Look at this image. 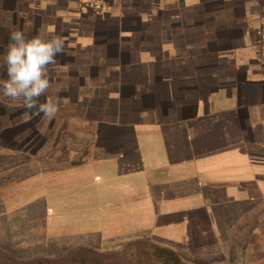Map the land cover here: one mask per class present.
Returning <instances> with one entry per match:
<instances>
[{
  "label": "crops",
  "instance_id": "1",
  "mask_svg": "<svg viewBox=\"0 0 264 264\" xmlns=\"http://www.w3.org/2000/svg\"><path fill=\"white\" fill-rule=\"evenodd\" d=\"M16 30L64 39L46 95L69 103L48 119L0 92L14 257L148 241L264 264V0H0V80Z\"/></svg>",
  "mask_w": 264,
  "mask_h": 264
},
{
  "label": "clouds",
  "instance_id": "2",
  "mask_svg": "<svg viewBox=\"0 0 264 264\" xmlns=\"http://www.w3.org/2000/svg\"><path fill=\"white\" fill-rule=\"evenodd\" d=\"M64 48L65 41L58 35L49 37L41 32L28 37L21 30L11 32L4 58L7 79L0 80V92L13 101H22L26 114L55 117L61 103L66 105L69 100L46 95L52 87L49 66L56 63ZM41 97L45 99L41 101Z\"/></svg>",
  "mask_w": 264,
  "mask_h": 264
},
{
  "label": "trees",
  "instance_id": "3",
  "mask_svg": "<svg viewBox=\"0 0 264 264\" xmlns=\"http://www.w3.org/2000/svg\"><path fill=\"white\" fill-rule=\"evenodd\" d=\"M130 253L115 257V260L127 259L125 264H184L180 258L170 249L155 245H140L131 243ZM144 249V250H140ZM91 256V257H88ZM70 254L59 259L36 258L27 260H15L14 257L0 250V264H116L104 262V258H100L96 254L90 255ZM113 261V260H111Z\"/></svg>",
  "mask_w": 264,
  "mask_h": 264
},
{
  "label": "rangeland",
  "instance_id": "4",
  "mask_svg": "<svg viewBox=\"0 0 264 264\" xmlns=\"http://www.w3.org/2000/svg\"><path fill=\"white\" fill-rule=\"evenodd\" d=\"M134 244H138L140 245V248H144L145 245H155L157 246L156 244H154L153 242H148V241H137V242H134ZM131 243H127V244H124L122 248L118 249L117 251L115 252H100V251H95V250H90V249H77V250H74V251H71L68 253V255L70 254H78V255H90V254H96L98 255L100 258H104V262H107V263H116V264H120V260H115L114 258L115 257H118V256H121V255H124L126 253H130V247H131ZM0 250H2L3 252H5L6 254L14 257L13 253L10 251V249H6L5 248V244H1L0 243ZM140 250H144V249H140ZM24 255V252L22 253ZM67 255V256H68ZM88 257H91V256H88ZM15 260H27L26 257L24 258H19V257H14ZM51 259V258H49ZM59 259V258H57ZM113 260V261H111ZM181 262H183L184 264H196V260H194V262L192 261H187V260H183V259H180ZM126 262H128L127 259H124L122 260V263L125 264ZM200 264H204L203 262H199Z\"/></svg>",
  "mask_w": 264,
  "mask_h": 264
}]
</instances>
